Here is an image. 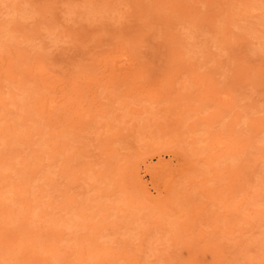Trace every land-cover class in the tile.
Returning <instances> with one entry per match:
<instances>
[{"label": "rangeland", "instance_id": "374dc122", "mask_svg": "<svg viewBox=\"0 0 264 264\" xmlns=\"http://www.w3.org/2000/svg\"><path fill=\"white\" fill-rule=\"evenodd\" d=\"M0 264H264V0H0Z\"/></svg>", "mask_w": 264, "mask_h": 264}, {"label": "bare ground", "instance_id": "6f19581e", "mask_svg": "<svg viewBox=\"0 0 264 264\" xmlns=\"http://www.w3.org/2000/svg\"><path fill=\"white\" fill-rule=\"evenodd\" d=\"M161 158H162V157H161ZM161 158H160V159H161ZM160 159H159V160H160Z\"/></svg>", "mask_w": 264, "mask_h": 264}]
</instances>
